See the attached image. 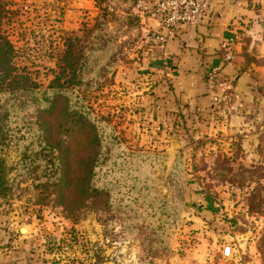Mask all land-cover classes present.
I'll use <instances>...</instances> for the list:
<instances>
[{
  "label": "rangeland",
  "instance_id": "rangeland-1",
  "mask_svg": "<svg viewBox=\"0 0 264 264\" xmlns=\"http://www.w3.org/2000/svg\"><path fill=\"white\" fill-rule=\"evenodd\" d=\"M135 1L5 0L1 5V28L15 45L14 59L31 72L41 87L61 71L64 57L80 64L97 48L83 68V82L77 84L79 95L94 114L106 118L127 149L159 155L150 191L136 209L113 208L106 198H89L85 204L78 202L81 206L68 209L56 192L35 184V171L18 167L20 154L13 144H8L0 148L11 188L7 199L0 197V209L12 216V225L9 229L5 226V230L40 234L44 240L38 247L47 255L74 245L76 251H71L65 264H83L87 249L95 258L94 264H173L185 259L196 246L198 234L207 229L216 234L218 249L210 251L211 262L200 263L228 264L219 253L222 244L232 240L244 252L242 264H264V159H234V154L220 149L224 153L221 155L215 146L210 150L216 149L217 153L201 156L202 149L195 159L184 152L187 146H200L194 142H173L174 152L169 136H158L162 127L148 125L147 114L141 109L143 98H138L130 83H122L119 77L120 64L131 59L127 57L137 36L138 20L132 10ZM102 21L109 22L108 27ZM105 44H109L107 52L100 50ZM27 112L32 121L33 108ZM52 122L54 138L83 139L72 133L71 123L62 111L54 114ZM258 130L264 133V128ZM257 148L264 149V143ZM191 186L208 193L214 201L224 197L226 201L233 198L242 202L239 207L235 202V208L246 209L248 216L239 209L243 215L233 216V226L214 227L209 221L196 226L200 213L188 199L187 194L194 190ZM242 232L249 237L242 238ZM54 233H61L63 238L58 242ZM66 255L62 252L59 258L48 256L49 264Z\"/></svg>",
  "mask_w": 264,
  "mask_h": 264
},
{
  "label": "crops",
  "instance_id": "crops-1",
  "mask_svg": "<svg viewBox=\"0 0 264 264\" xmlns=\"http://www.w3.org/2000/svg\"><path fill=\"white\" fill-rule=\"evenodd\" d=\"M206 1L208 8L195 23H178L164 51L152 36L164 31L160 19L133 5L138 31L127 57L131 59L122 61L119 77L122 83H130L138 98H143L141 109L147 114L148 125L162 127L158 136L160 139L169 136L172 149L173 142L181 145L194 142L200 146H187L184 152L195 159L202 149L201 156L217 153L216 149L210 150L214 146L219 147L221 155L224 153L220 149L234 154V159H264V149L257 148L259 143H264V133L257 132L258 128H264V0ZM147 30L150 33L146 35ZM231 38L234 58L226 62L223 48ZM163 54L167 56L168 67L162 65ZM210 68L215 69L224 85L208 84L206 73ZM171 151L169 149L170 154ZM227 200L219 197L214 201L209 196L208 206H201L203 209L195 225L208 221L206 217L213 216L216 207L221 217L219 205L222 203L235 213L233 215H243L235 208L234 200ZM10 217L0 209V264H49L48 256L59 258L62 252L67 255L54 264H65L76 251L74 245H69V250L58 254L40 252L38 246L43 236L5 230V226L9 229L12 225ZM54 234L58 242L63 238L61 233ZM88 234L93 237L92 233ZM240 236L249 237L246 232ZM197 238L196 246L185 259L173 264H203L200 262L207 252L217 251L215 233L206 229V233H199ZM87 250L83 252V264H94L95 258L91 250Z\"/></svg>",
  "mask_w": 264,
  "mask_h": 264
},
{
  "label": "trees",
  "instance_id": "trees-1",
  "mask_svg": "<svg viewBox=\"0 0 264 264\" xmlns=\"http://www.w3.org/2000/svg\"><path fill=\"white\" fill-rule=\"evenodd\" d=\"M3 3L5 0H0V7ZM2 16L0 11V148L13 144L20 154L18 167L35 171V184L56 192L65 208L79 207L78 202L85 204L89 198H106L113 208L136 209L150 191L159 155L127 149L114 127L103 116L94 114L79 95L77 84L83 82V68L97 48L80 64L64 57L61 71L41 87L31 72L14 59L15 45L1 28ZM102 22L108 27L109 22ZM108 47L109 44L102 45L100 50L107 52ZM30 107L34 111L32 121L28 120ZM57 111L67 116L72 133L83 139L53 137L54 122H50ZM176 166L177 163L173 169ZM6 173L5 161L0 157V197L4 199L11 193ZM192 188L187 196L200 213L202 207L208 206L209 195ZM72 198L75 200L71 203ZM217 211L218 207L206 219L214 227L227 226Z\"/></svg>",
  "mask_w": 264,
  "mask_h": 264
},
{
  "label": "built area",
  "instance_id": "built-area-1",
  "mask_svg": "<svg viewBox=\"0 0 264 264\" xmlns=\"http://www.w3.org/2000/svg\"><path fill=\"white\" fill-rule=\"evenodd\" d=\"M134 7L139 11H150L156 17H158L164 27V31L155 32L152 34L155 41L160 45L162 51H164L166 42L168 38L173 35L175 27L178 23H195L201 14L208 8V3L206 0H136ZM146 35L150 32L147 30ZM224 59L226 62H231L234 58V49H233V40L224 45L223 48ZM167 56L165 54L162 55V65L167 66ZM206 79L210 86L214 85H224L225 82L220 79L217 75L214 68L208 69L206 73ZM226 95V94H225ZM233 201V198H230ZM237 202V200H234ZM239 206L242 205V202H237ZM219 213L222 218H225L227 226H233V214L230 212L226 204L222 203L219 205ZM242 209L241 207L238 208ZM242 211L246 212L248 216V212L246 209H242ZM243 251H240L239 248H236L234 242L232 240L225 241L220 248V259L229 263L242 264L244 263L242 255ZM213 260V255L211 252H207L203 257L204 262H211Z\"/></svg>",
  "mask_w": 264,
  "mask_h": 264
}]
</instances>
